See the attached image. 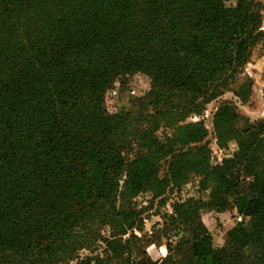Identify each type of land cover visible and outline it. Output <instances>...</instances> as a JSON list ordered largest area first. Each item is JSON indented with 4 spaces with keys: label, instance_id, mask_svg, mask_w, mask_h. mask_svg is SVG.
Returning a JSON list of instances; mask_svg holds the SVG:
<instances>
[{
    "label": "trees",
    "instance_id": "16d2710c",
    "mask_svg": "<svg viewBox=\"0 0 264 264\" xmlns=\"http://www.w3.org/2000/svg\"><path fill=\"white\" fill-rule=\"evenodd\" d=\"M262 22L260 0H0V264L47 260L70 246L74 227L102 215L118 219L120 181L137 192L156 173V164L139 169L111 140L100 104L116 78L142 60L167 87L151 93L215 97L243 74ZM139 31L135 46L128 44ZM143 44L148 56L138 59ZM151 104L155 113L170 111ZM263 134L264 119L246 128V145L219 168L244 218L225 247L214 248L194 225L198 209L180 207L192 233L188 264H264ZM243 170L254 177L249 195L234 188ZM249 244L258 253L247 261ZM95 264L148 260L114 262L108 254Z\"/></svg>",
    "mask_w": 264,
    "mask_h": 264
},
{
    "label": "rangeland",
    "instance_id": "374dc122",
    "mask_svg": "<svg viewBox=\"0 0 264 264\" xmlns=\"http://www.w3.org/2000/svg\"><path fill=\"white\" fill-rule=\"evenodd\" d=\"M234 1L229 0V4ZM260 1L263 36L250 49L243 74L223 93L215 97H194L192 92L174 89L164 95L151 93L157 87H167L158 84L155 73H150L146 69L149 64L142 60L105 89L100 107L111 126V140L123 149V154L137 159L139 169H154L156 164L157 171L137 192L125 188V178L120 181L115 202L118 219L102 215L82 229L74 227L69 247L47 260L32 258L26 264H95L97 258L108 254L114 262L144 256L148 264H164L165 258L178 253L188 258L192 233L184 227L180 207L182 212L198 209L194 225L201 224L207 230L214 248L229 243V231L244 218L234 198L226 193L219 168L246 145V128L264 119V0ZM140 32L128 44L135 46ZM134 54L137 56V50ZM138 54V59L148 56L145 44L138 47ZM151 100L158 102L160 111H170L155 113ZM231 117L228 124H223ZM149 139L154 146L149 147ZM7 173L3 170L1 175ZM253 180V174L243 170L234 188L240 195H249ZM114 239L120 242L111 245ZM118 245L119 253L113 254ZM160 247L167 249V257H162ZM257 253L254 244L242 249L247 261Z\"/></svg>",
    "mask_w": 264,
    "mask_h": 264
},
{
    "label": "crops",
    "instance_id": "0c3cea01",
    "mask_svg": "<svg viewBox=\"0 0 264 264\" xmlns=\"http://www.w3.org/2000/svg\"><path fill=\"white\" fill-rule=\"evenodd\" d=\"M161 249V255L162 257H167L168 253H167V249H165L164 247H160ZM164 250H165V254H164ZM185 253H178L176 255H173V263L172 264H188V258L184 257ZM185 256L187 257V255L185 254Z\"/></svg>",
    "mask_w": 264,
    "mask_h": 264
}]
</instances>
